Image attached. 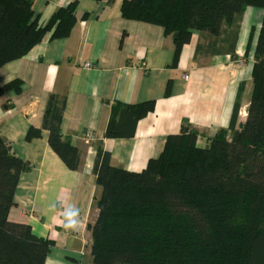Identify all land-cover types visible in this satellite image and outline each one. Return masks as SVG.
<instances>
[{"label":"trees","instance_id":"16d2710c","mask_svg":"<svg viewBox=\"0 0 264 264\" xmlns=\"http://www.w3.org/2000/svg\"><path fill=\"white\" fill-rule=\"evenodd\" d=\"M263 10L253 51L251 95L245 120L230 124L196 145L198 130L183 122L165 138L162 151L140 171L110 163L96 146L94 197L97 217L91 232L92 264H264V0H123L121 15L160 25L173 41V63L192 31L223 41L236 37L249 7ZM76 1L40 23L32 0H0V67L22 57L47 34L64 38L76 23ZM251 35L249 42L251 41ZM11 81L2 88L18 89ZM65 98L50 94L40 128L48 144L72 170L80 153L60 132ZM154 108L148 100L112 107L105 137H131L136 122ZM29 168L0 135V264H44L50 241L30 226L8 219L19 175Z\"/></svg>","mask_w":264,"mask_h":264},{"label":"crops","instance_id":"0c3cea01","mask_svg":"<svg viewBox=\"0 0 264 264\" xmlns=\"http://www.w3.org/2000/svg\"><path fill=\"white\" fill-rule=\"evenodd\" d=\"M72 1L76 23L68 36L49 39L47 34L0 67V88L18 82L17 90L0 93V135L29 165L19 175L8 219L50 241L44 264H92L88 225L97 217L96 146L110 153L113 166L140 171L183 122L198 130L196 145L203 147L229 126L236 103L235 126L245 120L263 16L261 8L247 7L236 37L227 34L223 41L192 31L172 64L171 35L160 25L124 18L123 0H32V5L44 24ZM50 94L65 98L60 132L79 150L77 170L50 148L46 129L25 139L30 127H41ZM148 100L154 108L136 122L133 136L105 137L114 105ZM85 132L93 140L85 141Z\"/></svg>","mask_w":264,"mask_h":264},{"label":"built area","instance_id":"2783aa9c","mask_svg":"<svg viewBox=\"0 0 264 264\" xmlns=\"http://www.w3.org/2000/svg\"><path fill=\"white\" fill-rule=\"evenodd\" d=\"M83 66L87 68V67H90L91 65H90V62H84ZM185 78H187V76H185ZM82 137L87 142L93 140V136L90 132H85Z\"/></svg>","mask_w":264,"mask_h":264}]
</instances>
